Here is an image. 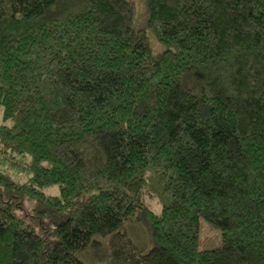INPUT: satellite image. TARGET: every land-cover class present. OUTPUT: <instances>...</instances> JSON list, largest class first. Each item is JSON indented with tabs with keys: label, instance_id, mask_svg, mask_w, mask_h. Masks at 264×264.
I'll use <instances>...</instances> for the list:
<instances>
[{
	"label": "trees",
	"instance_id": "trees-1",
	"mask_svg": "<svg viewBox=\"0 0 264 264\" xmlns=\"http://www.w3.org/2000/svg\"><path fill=\"white\" fill-rule=\"evenodd\" d=\"M145 7L0 0V264H264V0Z\"/></svg>",
	"mask_w": 264,
	"mask_h": 264
},
{
	"label": "rangeland",
	"instance_id": "rangeland-1",
	"mask_svg": "<svg viewBox=\"0 0 264 264\" xmlns=\"http://www.w3.org/2000/svg\"><path fill=\"white\" fill-rule=\"evenodd\" d=\"M135 10V19L133 27L136 30H140L144 33L147 38L148 46L152 55L155 57L163 51V47L156 40L152 32L147 28V10L145 7V0H129ZM28 162L27 157L12 155L7 152L4 153L2 147L0 145V172L7 174L10 178L19 183H27L30 178V174L28 170L25 168V163ZM46 195H54L58 194V188L52 187L45 189L43 191ZM152 205V209L159 213L160 207L155 204V202H150ZM123 233L126 234L127 238L139 249H144V247L148 248L149 243L147 242V236L145 229L139 225L138 223H134L128 225ZM221 242L219 231L213 228L211 225L204 221H200L199 227V249H213L219 246ZM142 244V245H141ZM147 250V249H146ZM80 260L87 264H94L95 258L94 254L92 255V260L86 259L83 256H79Z\"/></svg>",
	"mask_w": 264,
	"mask_h": 264
}]
</instances>
